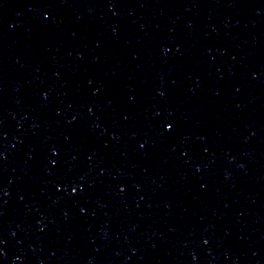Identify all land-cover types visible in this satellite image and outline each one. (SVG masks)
Listing matches in <instances>:
<instances>
[{
    "label": "water",
    "instance_id": "95a60500",
    "mask_svg": "<svg viewBox=\"0 0 264 264\" xmlns=\"http://www.w3.org/2000/svg\"><path fill=\"white\" fill-rule=\"evenodd\" d=\"M0 264H264V0H0Z\"/></svg>",
    "mask_w": 264,
    "mask_h": 264
},
{
    "label": "snow or ice",
    "instance_id": "6c2138e0",
    "mask_svg": "<svg viewBox=\"0 0 264 264\" xmlns=\"http://www.w3.org/2000/svg\"><path fill=\"white\" fill-rule=\"evenodd\" d=\"M161 95H163V93H161ZM173 130V125L171 124V123H169L168 125H167V131H169V132H171ZM143 147V146H142ZM60 190H63V189H60ZM76 191H77V189L76 188H73V190H72V194H76Z\"/></svg>",
    "mask_w": 264,
    "mask_h": 264
}]
</instances>
